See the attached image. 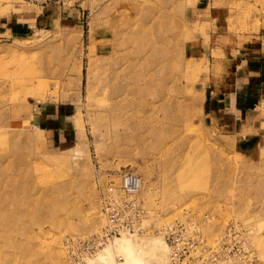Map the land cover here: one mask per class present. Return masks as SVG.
Wrapping results in <instances>:
<instances>
[{
    "label": "rangeland",
    "instance_id": "obj_1",
    "mask_svg": "<svg viewBox=\"0 0 264 264\" xmlns=\"http://www.w3.org/2000/svg\"><path fill=\"white\" fill-rule=\"evenodd\" d=\"M218 34L264 60V0H0V264H103L124 238L169 264L176 220L199 233L181 263L264 264V82L218 86ZM123 170L138 211L107 221Z\"/></svg>",
    "mask_w": 264,
    "mask_h": 264
},
{
    "label": "built area",
    "instance_id": "obj_2",
    "mask_svg": "<svg viewBox=\"0 0 264 264\" xmlns=\"http://www.w3.org/2000/svg\"><path fill=\"white\" fill-rule=\"evenodd\" d=\"M119 173L121 176L120 184L112 185L109 191L106 193L107 195L103 197L102 200L107 221L108 216L111 218L112 215L116 214L117 212L124 213L126 215L125 218H128L129 207L134 211H138L137 207L139 205L137 204L135 197L140 188L141 180L139 176L131 170H123ZM113 207H115L114 213ZM103 230L104 236L107 239H110V237L114 235L124 233L123 230L114 226H110L109 223L107 226L103 227ZM192 231L195 234H193ZM162 235L164 237L165 245L168 248L169 264H183V262H180V256L184 255L182 261L187 259L185 255H189L194 250H188L190 248L191 237L199 236V233L193 228V225L190 226L189 223L176 220L172 224L166 225L164 227Z\"/></svg>",
    "mask_w": 264,
    "mask_h": 264
},
{
    "label": "crops",
    "instance_id": "obj_3",
    "mask_svg": "<svg viewBox=\"0 0 264 264\" xmlns=\"http://www.w3.org/2000/svg\"><path fill=\"white\" fill-rule=\"evenodd\" d=\"M25 27L23 25L21 29L18 28L17 30L19 32L25 31L27 29ZM215 40L213 48L218 56L217 58L214 57V67L217 68L218 72L222 73L219 77L223 79L218 86H230L226 83V79L228 78L235 79L238 84H240L239 81L250 83L263 80L264 82V60H260L255 50L247 45L248 42H253V40L247 39L244 36H236V38L231 39L227 34H218ZM222 94V98H209L208 105L210 106L207 108L209 112L222 111L226 113V96L231 95V93L228 90H224Z\"/></svg>",
    "mask_w": 264,
    "mask_h": 264
},
{
    "label": "bare ground",
    "instance_id": "obj_4",
    "mask_svg": "<svg viewBox=\"0 0 264 264\" xmlns=\"http://www.w3.org/2000/svg\"><path fill=\"white\" fill-rule=\"evenodd\" d=\"M127 39V38H126ZM116 41V40H115ZM120 42V41H119ZM116 43V42H115ZM114 43V44H115ZM130 66V65H129ZM129 68V67H128ZM127 68V69H128ZM137 70V69H136ZM143 70V69H142ZM141 70V71H142ZM130 71V70H129ZM135 72V71H134ZM127 74V73H126ZM143 74V73H142ZM131 75V73H130ZM134 75V74H133ZM140 74H138L139 76ZM132 76V75H131ZM137 76V77H138ZM143 76H145L143 74ZM135 77V76H134ZM146 77V76H145ZM144 77V78H145ZM124 78V77H123ZM147 78V77H146ZM136 79V78H134ZM141 79V78H140ZM143 79V78H142ZM139 80V79H137ZM146 80V79H145ZM133 81V80H132ZM136 80H134L135 82ZM130 82V81H129ZM139 83V81L137 82ZM117 84V83H116ZM121 84V83H120ZM118 86V85H117ZM120 87V86H119ZM137 92V91H136ZM180 158V157H179ZM183 158H182V162H183ZM190 161V160H189ZM181 162V163H182ZM179 165V164H178ZM62 188V187H61ZM57 191V190H56ZM59 191V190H58ZM62 192V191H60ZM52 193V192H51ZM64 193V192H62ZM60 194V193H58ZM62 195V194H61ZM65 195V194H64ZM60 198V197H59ZM52 204V203H51ZM170 221L169 220H166ZM105 223V222H104ZM122 237V236H121ZM120 238V237H119ZM144 240V239H143ZM111 241V240H110ZM157 241V240H156ZM137 242V241H136ZM110 243V242H109ZM141 243V242H140ZM157 242H154V240L152 239V241L150 240H146L141 244H133L131 242V239H115L113 240L106 249H104V251L102 253H100L97 257L100 258V260L103 262V264H115L113 261V256L112 253L115 254L112 251H120L123 255H124V263L125 264H145L146 261H148L149 259H154L156 262L159 261V259L161 258V252H164V249L161 250V247L159 248V244L157 245ZM163 244V243H162ZM165 245V244H164ZM167 251V250H166ZM117 255V254H116ZM122 256V255H120ZM152 261V260H151ZM149 261V262H151ZM161 261V260H160ZM123 263V262H121ZM123 263V264H124ZM153 263V262H152ZM147 264V263H146ZM157 264V263H156Z\"/></svg>",
    "mask_w": 264,
    "mask_h": 264
}]
</instances>
